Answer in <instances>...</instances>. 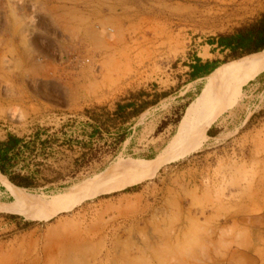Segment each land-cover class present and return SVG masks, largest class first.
Here are the masks:
<instances>
[{
    "label": "rangeland",
    "instance_id": "1",
    "mask_svg": "<svg viewBox=\"0 0 264 264\" xmlns=\"http://www.w3.org/2000/svg\"><path fill=\"white\" fill-rule=\"evenodd\" d=\"M263 12L264 0H0V141L79 126L142 89L169 95L116 155L96 143L101 161L71 187L26 190L62 197L0 212V264H264V64L211 45ZM196 56L226 64L189 82Z\"/></svg>",
    "mask_w": 264,
    "mask_h": 264
},
{
    "label": "trees",
    "instance_id": "2",
    "mask_svg": "<svg viewBox=\"0 0 264 264\" xmlns=\"http://www.w3.org/2000/svg\"><path fill=\"white\" fill-rule=\"evenodd\" d=\"M211 41V45H217L227 60L236 61L264 51V12L233 32ZM194 59L189 64V82L206 78L221 64H226L204 62L197 56ZM168 96L167 93H151L142 89L118 102L113 112L105 107L86 110L88 120L79 126H76V121L68 122L52 134L48 128L37 127L29 137L9 133L0 141V174L14 186L31 192L65 190L74 184L83 170L101 161L96 143H104L116 155L128 140L134 121ZM189 104L176 118V125ZM211 131L208 132L210 136L213 135ZM104 133L111 138H104Z\"/></svg>",
    "mask_w": 264,
    "mask_h": 264
},
{
    "label": "bare ground",
    "instance_id": "3",
    "mask_svg": "<svg viewBox=\"0 0 264 264\" xmlns=\"http://www.w3.org/2000/svg\"><path fill=\"white\" fill-rule=\"evenodd\" d=\"M238 62H255L259 64H264V51L259 54L248 56L244 59L239 60ZM186 120V118L183 119V125L184 123H186ZM0 187H2L6 191V193L13 199L11 202L0 201V212L3 213H18L21 215L28 216V213L25 210V204L33 202L36 205L43 200L58 199L62 197V195L49 198L33 196L29 194L25 189L18 188L2 180H0Z\"/></svg>",
    "mask_w": 264,
    "mask_h": 264
},
{
    "label": "crops",
    "instance_id": "4",
    "mask_svg": "<svg viewBox=\"0 0 264 264\" xmlns=\"http://www.w3.org/2000/svg\"><path fill=\"white\" fill-rule=\"evenodd\" d=\"M207 56H208V54H207ZM207 56H206V57H207Z\"/></svg>",
    "mask_w": 264,
    "mask_h": 264
}]
</instances>
